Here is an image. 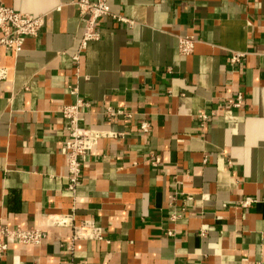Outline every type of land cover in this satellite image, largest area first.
<instances>
[{"label": "crops", "instance_id": "0c3cea01", "mask_svg": "<svg viewBox=\"0 0 264 264\" xmlns=\"http://www.w3.org/2000/svg\"><path fill=\"white\" fill-rule=\"evenodd\" d=\"M75 1L2 0L45 17L18 52L0 45V225L71 213L102 239L69 250L72 228L51 226L0 264H264V0H109L77 61ZM78 97L81 126L123 135L98 140L72 193L59 110Z\"/></svg>", "mask_w": 264, "mask_h": 264}, {"label": "built area", "instance_id": "2783aa9c", "mask_svg": "<svg viewBox=\"0 0 264 264\" xmlns=\"http://www.w3.org/2000/svg\"><path fill=\"white\" fill-rule=\"evenodd\" d=\"M79 9V16L83 22L82 36L79 41L77 53L73 56L75 61L79 58V53L83 50L87 43L91 40L99 38V32L96 30L97 20L101 17L111 15L109 0H76L74 2ZM45 14H29L17 11L11 7L5 6L0 0V45L14 52L21 50L24 41L28 37H36L39 30L44 25ZM123 20V18H120ZM196 40L193 36H182L178 40V51L182 56H188L193 53ZM243 53L232 52L230 55L231 63H239L243 57ZM1 75L4 71L1 70ZM70 93L76 94V89L71 88ZM242 102L241 94H238L235 100L228 103L232 106L239 107ZM85 102L79 97L73 104H67L60 108L59 113L65 120V130L67 138L63 146V152L66 160L67 168V189L74 193L76 188L81 184V166L86 162L89 152L97 147L98 140L105 137L122 136V133L112 130H99L80 125V113L85 106ZM120 112H115L107 107L104 114L108 117L115 116ZM205 115H201V119H205ZM141 130L146 132L148 125L143 123ZM159 162V158L155 157L153 164ZM173 183L180 184L181 181L176 176L173 177ZM187 200H191L192 196L187 195ZM253 202L252 198H245L240 202V206L248 207ZM178 217L177 214L172 215L173 220ZM71 227L72 238L67 245V249H72V242L77 239H102L101 228L98 227L93 220H86L78 225L73 223L72 214H49L46 218L44 228H23L20 225L7 227L0 225V259L9 242L19 244L39 245L47 235V228ZM201 236L205 235L204 230L199 232ZM168 237L174 236V231L168 229L165 231Z\"/></svg>", "mask_w": 264, "mask_h": 264}]
</instances>
